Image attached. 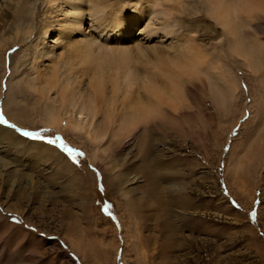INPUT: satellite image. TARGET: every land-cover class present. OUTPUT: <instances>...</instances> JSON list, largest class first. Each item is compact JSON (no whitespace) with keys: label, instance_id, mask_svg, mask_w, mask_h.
Returning a JSON list of instances; mask_svg holds the SVG:
<instances>
[{"label":"rangeland","instance_id":"obj_1","mask_svg":"<svg viewBox=\"0 0 264 264\" xmlns=\"http://www.w3.org/2000/svg\"><path fill=\"white\" fill-rule=\"evenodd\" d=\"M258 23L257 44L264 49V21ZM6 24L2 35L9 36ZM1 41L0 127L19 138L12 143L2 135L0 156L15 163L12 151L25 152V166L9 176L0 170V264H264V50L257 72L242 57L216 56L209 47L223 77L209 73L204 86L185 81L191 90L179 116L155 131L149 154L138 132L128 144L107 127L95 159L92 143L78 133L22 114L34 94L16 97L21 108L9 101L19 76L15 63L29 43L11 47L2 64L7 42ZM9 113L18 120L10 121ZM40 146L58 162L39 158ZM149 169L168 206L149 192ZM182 197L188 207L177 201Z\"/></svg>","mask_w":264,"mask_h":264},{"label":"bare ground","instance_id":"obj_2","mask_svg":"<svg viewBox=\"0 0 264 264\" xmlns=\"http://www.w3.org/2000/svg\"><path fill=\"white\" fill-rule=\"evenodd\" d=\"M198 1L204 10L195 6V0H0V25L9 22L6 25L11 28V35L4 36L5 26H1L4 40L0 41L12 39L3 47L2 64L11 47L29 43L15 63L13 72L20 77L9 85L11 91L16 89L8 100L20 107L23 99H16L18 95L34 94L31 103L20 109L22 114L35 113L50 128L78 133L92 143L95 159L107 127L112 136H125L126 143L138 132L139 146L149 154L155 147V131L177 120L191 90L185 81L198 80L204 86L209 73H224L219 63L212 62L210 49L216 56L242 57L246 66L260 70L264 49L258 45L256 26H260L256 24L264 21V0ZM0 74L2 81L4 74ZM235 86L232 81L226 89ZM9 120L18 119L9 113ZM14 134L0 127V146L4 145L2 135L14 143ZM40 149L39 158L54 160L55 154L46 155ZM16 152L12 151L15 163L0 156V170L5 168L8 176L25 166V152ZM9 166L14 169L10 171ZM154 174L150 170L148 178ZM154 178L149 180L153 187L149 192L164 205L168 196ZM177 201L184 207L190 202L184 197Z\"/></svg>","mask_w":264,"mask_h":264},{"label":"snow or ice","instance_id":"obj_3","mask_svg":"<svg viewBox=\"0 0 264 264\" xmlns=\"http://www.w3.org/2000/svg\"><path fill=\"white\" fill-rule=\"evenodd\" d=\"M22 135L32 137L33 139H41L39 133L23 132ZM49 143H52V141H49Z\"/></svg>","mask_w":264,"mask_h":264}]
</instances>
